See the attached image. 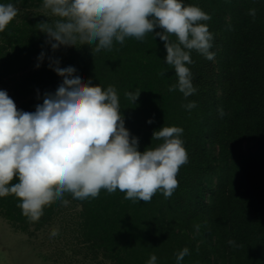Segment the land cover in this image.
Returning a JSON list of instances; mask_svg holds the SVG:
<instances>
[{
    "label": "trees",
    "instance_id": "obj_1",
    "mask_svg": "<svg viewBox=\"0 0 264 264\" xmlns=\"http://www.w3.org/2000/svg\"><path fill=\"white\" fill-rule=\"evenodd\" d=\"M181 2L211 16L200 23L212 33L215 53L208 60L186 50L196 88L187 98L178 88L169 91L178 78L154 33L143 40L126 38L123 45L114 42L111 51L96 53L79 43L54 51L36 26L55 19L45 16L43 0H0L18 8L0 32V90L19 110L33 112L45 93H55L63 77L50 64L59 60V67H74L85 82L116 88L125 127L138 138L139 151L162 143L152 140L154 131L177 126L188 153L171 197L158 191L148 203L125 199L119 190L102 189L84 201L65 194L67 205L55 201L38 222H29L14 195L0 197V214L14 229L43 236L41 245L50 247L41 253L45 258L64 264H147L155 255L156 264H177V254L187 247L189 255L179 264H264V0ZM169 39L177 42L174 35ZM161 71L165 75H158ZM137 90L133 104L125 92ZM190 102L196 107L188 110ZM53 230L59 234L52 236Z\"/></svg>",
    "mask_w": 264,
    "mask_h": 264
},
{
    "label": "clouds",
    "instance_id": "obj_2",
    "mask_svg": "<svg viewBox=\"0 0 264 264\" xmlns=\"http://www.w3.org/2000/svg\"><path fill=\"white\" fill-rule=\"evenodd\" d=\"M42 8L46 17L50 14L55 19L36 26L54 51L78 43L96 53L111 51L114 42L123 45L126 38L143 40L154 33L164 42L165 63L174 67L178 78L169 91L178 88L185 98L196 92L186 67L193 61L186 50H196L208 60L215 57L210 51L213 35L200 23L211 16L181 0H43ZM17 14L13 3L0 4V32ZM250 14L255 16V9ZM170 35L177 42L170 41ZM43 57L42 52L38 59ZM50 67L63 82L55 93H45L33 112L19 110L0 90V197L14 195L29 222H38L45 206L55 201L67 205L65 194L84 201L97 198L102 189L109 194L119 190L125 199L144 203L158 191L171 197L179 169L188 162L183 129L163 126L152 134V140L162 143L141 152L138 138L125 127L114 86L104 89L91 80L85 82L74 67H59V60ZM140 93L125 92V97L135 104ZM185 107L191 110L196 105L190 102ZM219 114L224 115L222 109ZM14 179L18 182L13 183ZM58 234V230L51 233ZM187 255L185 247L176 256L177 264ZM156 261L151 255L147 264Z\"/></svg>",
    "mask_w": 264,
    "mask_h": 264
},
{
    "label": "rangeland",
    "instance_id": "obj_3",
    "mask_svg": "<svg viewBox=\"0 0 264 264\" xmlns=\"http://www.w3.org/2000/svg\"><path fill=\"white\" fill-rule=\"evenodd\" d=\"M42 237L31 238L27 233L14 229L0 214V264H64L53 262L41 254L50 248L48 243L46 247L41 245Z\"/></svg>",
    "mask_w": 264,
    "mask_h": 264
}]
</instances>
